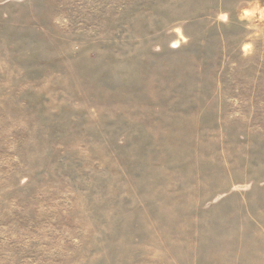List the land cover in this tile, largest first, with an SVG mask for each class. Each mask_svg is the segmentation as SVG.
Segmentation results:
<instances>
[{
    "label": "rangeland",
    "instance_id": "obj_1",
    "mask_svg": "<svg viewBox=\"0 0 264 264\" xmlns=\"http://www.w3.org/2000/svg\"><path fill=\"white\" fill-rule=\"evenodd\" d=\"M0 264H264V0H0Z\"/></svg>",
    "mask_w": 264,
    "mask_h": 264
}]
</instances>
